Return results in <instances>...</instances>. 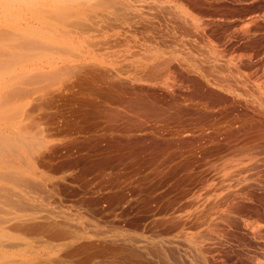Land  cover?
<instances>
[{
  "label": "rangeland",
  "instance_id": "rangeland-1",
  "mask_svg": "<svg viewBox=\"0 0 264 264\" xmlns=\"http://www.w3.org/2000/svg\"><path fill=\"white\" fill-rule=\"evenodd\" d=\"M0 264H264V0H0Z\"/></svg>",
  "mask_w": 264,
  "mask_h": 264
}]
</instances>
